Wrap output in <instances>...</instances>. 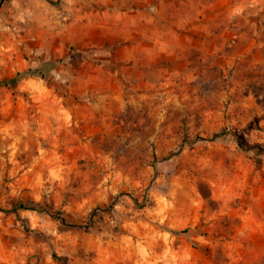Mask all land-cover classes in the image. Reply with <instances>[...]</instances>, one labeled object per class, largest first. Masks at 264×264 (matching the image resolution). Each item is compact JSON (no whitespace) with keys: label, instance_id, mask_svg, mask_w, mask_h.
<instances>
[{"label":"rangeland","instance_id":"1","mask_svg":"<svg viewBox=\"0 0 264 264\" xmlns=\"http://www.w3.org/2000/svg\"><path fill=\"white\" fill-rule=\"evenodd\" d=\"M57 62L0 87V264H264V0H0V82Z\"/></svg>","mask_w":264,"mask_h":264},{"label":"trees","instance_id":"2","mask_svg":"<svg viewBox=\"0 0 264 264\" xmlns=\"http://www.w3.org/2000/svg\"><path fill=\"white\" fill-rule=\"evenodd\" d=\"M68 58L65 60L67 61ZM62 62V61H61ZM64 62V61H63ZM60 62L54 63V64H45L43 66H41L39 69L37 70H28L26 73H17L15 75V77L7 79L5 81L0 82V87L4 86L10 89H16L17 85L19 84V82H21L25 77H40L41 79H45L46 78V73L44 72L47 68H51L52 66H55L56 64H59ZM224 134H226L225 131H222L221 133L215 134L212 139L213 140H217L219 138H221L222 136H224ZM237 145L239 147V149L241 151H243L245 154H249L251 152H254L255 150H257L259 153H263L264 151L260 146H254L252 148H245L240 141H237ZM147 199H145V201H143L141 204H139L138 206H140V208H144L147 206ZM137 204V203H136ZM20 210H26V208L23 205H17L13 208V212L17 213ZM54 261H56L58 264H66L64 262V260L60 257L54 256Z\"/></svg>","mask_w":264,"mask_h":264}]
</instances>
